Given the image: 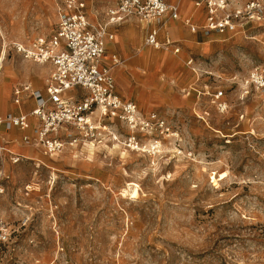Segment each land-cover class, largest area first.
<instances>
[{
	"label": "rangeland",
	"instance_id": "1",
	"mask_svg": "<svg viewBox=\"0 0 264 264\" xmlns=\"http://www.w3.org/2000/svg\"><path fill=\"white\" fill-rule=\"evenodd\" d=\"M85 1L90 21L104 22L111 0ZM56 21L55 0H0L1 83L12 71L20 77L12 87L30 79L44 90L49 66L12 44L49 35ZM144 36L126 40L130 53H116L115 69L128 86L118 93L144 117L158 114L152 129L131 131L96 112L95 136L65 138L57 154L23 134L11 139L32 152L18 151V162L0 153V220L10 231L0 264H264V90L241 86L264 67V17L207 44L182 41L180 54L149 48ZM190 47L200 52L192 64ZM149 73L155 79L146 83ZM219 90L230 105L224 113L212 102Z\"/></svg>",
	"mask_w": 264,
	"mask_h": 264
},
{
	"label": "built area",
	"instance_id": "2",
	"mask_svg": "<svg viewBox=\"0 0 264 264\" xmlns=\"http://www.w3.org/2000/svg\"><path fill=\"white\" fill-rule=\"evenodd\" d=\"M58 22L50 36H38L30 43L14 42V49L25 60L37 64H51L52 71L46 82V91L33 90L28 84L14 89V103L23 104L25 95L34 99L35 106L30 113H8L0 116V153L5 151L18 162L21 155L6 149L2 131L20 129L32 130L33 135H25L23 141L43 145L51 155L61 152L67 143L73 144L78 135L93 138L99 129L94 116L110 117L126 122L131 131H149L159 120L156 112L144 117L137 105L123 100L116 91L115 67L122 60L114 54L106 60L107 45L115 39L111 27L137 19L147 24L155 23L146 35L148 46L174 53L180 47L169 37L159 39V32L167 20H178L179 4L166 0H116L106 11V20L93 24L88 17L86 4L82 0H56ZM197 7L205 6L208 11L202 26L190 19L185 20L192 31L201 28L206 35L212 33H236L244 31L249 23L259 22L264 17L262 0H198ZM193 59L188 60L192 64ZM242 90L249 93L250 88L264 90V67L254 68L242 80ZM81 90L80 93H76ZM224 90L212 94V102L220 112L230 108ZM135 140V137H134ZM2 142V144H1ZM10 236L8 225L0 220V248Z\"/></svg>",
	"mask_w": 264,
	"mask_h": 264
},
{
	"label": "crops",
	"instance_id": "3",
	"mask_svg": "<svg viewBox=\"0 0 264 264\" xmlns=\"http://www.w3.org/2000/svg\"><path fill=\"white\" fill-rule=\"evenodd\" d=\"M82 1L85 2L86 11H87V3H86L85 0H82ZM166 1L169 2V3H178L179 4L180 18L178 20H171V19L167 20L166 23L160 29L159 39L161 41H165L166 38L169 37L173 42H175V44L177 46L180 47L179 54L182 53V48H183V46H185V44H183L182 41L193 43V44L194 43L207 44L209 42L208 39L211 38V36H213V34H219V33H212L210 35H206L205 32L201 28L197 29L196 31H192L190 26H188V25L186 26L185 20H187V19H190L192 23H194L196 25H199V26H202V24L206 20V17L208 15L207 8L205 6L197 7L196 6V2L198 0H166ZM115 3H116V0H111L109 5H108V7H107V9L110 6L114 5ZM87 14H88V11H87ZM56 16H57V6H56ZM88 17H89V15H88ZM106 18H107V16H106ZM179 20H182L181 24H177V21H179ZM57 22H58V16H57V21L55 23L54 30L56 29ZM117 26H119L118 29H114L116 26L111 27V31H113L115 33V38H117V39L116 40L114 39L113 41L109 42L108 45H107V54H106V60L107 61L111 60L112 55H114L116 53H118L120 55H127L128 56V54L130 53V49H128V47L125 46L126 40L134 42V43H140L141 42V38L143 36V31H144L145 32L144 42H145V38H146L148 30L151 27H157V24L152 23V24L149 25L147 23L140 22L137 19H130V20H127V21H125V22H123V23H121L120 25H117ZM54 30L49 35H41V36H50L54 32ZM180 35L182 36V38L181 37L180 38L177 37V36H180ZM15 42L30 43L31 41L30 42L15 41ZM112 42H115V44L113 45ZM147 47L155 49V50H160V49H157V48H154V47H151V46H147ZM187 50L188 51L185 52V59H187V60L194 59L192 56L193 55H198L200 53L197 49H195L193 47L187 48ZM111 51H114V52H111ZM171 53L178 54V53H174L173 51H171ZM32 63H34V62H32ZM35 64H37V63H35ZM39 65L49 66V68H50L49 75H50V73L52 71V65L51 64H39ZM120 69H123V68H120ZM119 70L118 69L117 70L114 69V75H115V81H116V91H117V87H118V84H119V86L122 87V91L125 94H127L128 93L127 92L128 86H127L126 82L123 79H121V81H119V83H118L117 74H118ZM10 77H11V82L13 80L16 81V80H18L20 78V77H18V75L15 72H12V71H10ZM154 79H155V75L153 73H149L147 75L146 83L153 82ZM11 82H9V81L5 82V83L4 82H2V83L0 82V85H1V89H0V116H4V115H6L8 113H18V112L30 113L31 110L35 106L34 99L31 96L25 95L23 97V99H24L23 104L17 105V104L14 103V89L17 86H19V85L28 84V85H30L32 87L33 90H40L42 92L44 91L43 93H45L46 84H44L45 88L43 90V89L34 87L32 82H30V79L28 81H26V82H23L21 84L15 85L13 87H12V83ZM146 83H145V88H143L139 92V94L137 95V100L139 102H141L143 104V106L146 105L145 103H146V97H147V93H148V88L146 87ZM11 87H12V92H11L12 94L11 95L13 96V101H12V103L7 104V106L5 105L6 108H4V104L6 103V101L9 100L8 96H9ZM5 90H7L6 94H5ZM80 92H81V90H77L76 91V93H80ZM117 93H118V91H117ZM140 94H145V100L140 101L138 99V96ZM119 96L123 100L128 101V102H133V103H135L137 105V103L134 102L133 100L125 99V97L123 95L119 94ZM153 97L155 98V95ZM162 98H163V96L161 95V99L159 101L156 98H155V100L160 102L162 100ZM183 102H185L184 98H182V100H181V103H183ZM137 107H138V105H137ZM138 109H139V107H138ZM151 112H156V111L153 110ZM4 133L7 134V135H6V137L4 135V138L2 140L5 141V143L9 144L7 146L14 147L16 152L11 150L12 152H14V153H17L18 151L20 153H30V152H32L33 148H30L28 146L22 145L19 142L18 138L16 139V143L15 144H14L15 140L11 139V136H13V134H17L19 137H20L21 134H23V137H24L25 135L29 134L27 131H22V130H20L18 128H16V129L14 128V129H12L10 131H4ZM29 135L32 136L33 133L29 134ZM7 136H8V139H7ZM19 152L17 154L22 155Z\"/></svg>",
	"mask_w": 264,
	"mask_h": 264
},
{
	"label": "bare ground",
	"instance_id": "4",
	"mask_svg": "<svg viewBox=\"0 0 264 264\" xmlns=\"http://www.w3.org/2000/svg\"><path fill=\"white\" fill-rule=\"evenodd\" d=\"M6 44H7V41L5 42V47H4V51L0 57V72L2 71L3 67H4V63H5V60H6ZM104 128V127H103ZM136 143V142H135ZM138 144V143H137ZM157 144V143H156ZM158 147H161V144H157Z\"/></svg>",
	"mask_w": 264,
	"mask_h": 264
}]
</instances>
